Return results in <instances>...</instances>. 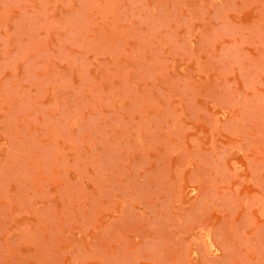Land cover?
Masks as SVG:
<instances>
[{
  "label": "rangeland",
  "instance_id": "obj_1",
  "mask_svg": "<svg viewBox=\"0 0 264 264\" xmlns=\"http://www.w3.org/2000/svg\"><path fill=\"white\" fill-rule=\"evenodd\" d=\"M0 264H264V0H0Z\"/></svg>",
  "mask_w": 264,
  "mask_h": 264
}]
</instances>
